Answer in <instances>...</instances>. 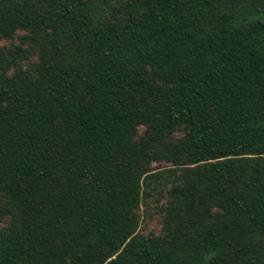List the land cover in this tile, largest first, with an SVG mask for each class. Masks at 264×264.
I'll return each mask as SVG.
<instances>
[{
	"label": "trees",
	"instance_id": "1",
	"mask_svg": "<svg viewBox=\"0 0 264 264\" xmlns=\"http://www.w3.org/2000/svg\"><path fill=\"white\" fill-rule=\"evenodd\" d=\"M18 30L0 264H264V0H0V38Z\"/></svg>",
	"mask_w": 264,
	"mask_h": 264
},
{
	"label": "rangeland",
	"instance_id": "2",
	"mask_svg": "<svg viewBox=\"0 0 264 264\" xmlns=\"http://www.w3.org/2000/svg\"><path fill=\"white\" fill-rule=\"evenodd\" d=\"M24 31L18 30L11 38H0V50L13 49L20 46L24 49L29 47L28 44H23L18 38V35L23 34ZM36 59L35 56L30 58V62ZM140 133L142 128H140ZM172 164L167 161L152 162L151 170L161 171L166 168H171ZM157 190V191H156ZM156 190L146 188V193L143 196L137 208L138 215V232L144 236H157L163 232V211L168 202V191L169 185L164 186L163 184ZM6 222L0 223L5 225Z\"/></svg>",
	"mask_w": 264,
	"mask_h": 264
}]
</instances>
